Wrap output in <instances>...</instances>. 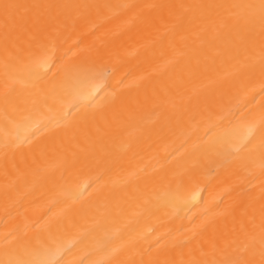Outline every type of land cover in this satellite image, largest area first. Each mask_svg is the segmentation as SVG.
Segmentation results:
<instances>
[{
	"label": "bare ground",
	"instance_id": "bare-ground-1",
	"mask_svg": "<svg viewBox=\"0 0 264 264\" xmlns=\"http://www.w3.org/2000/svg\"><path fill=\"white\" fill-rule=\"evenodd\" d=\"M0 264H264V0H0Z\"/></svg>",
	"mask_w": 264,
	"mask_h": 264
}]
</instances>
